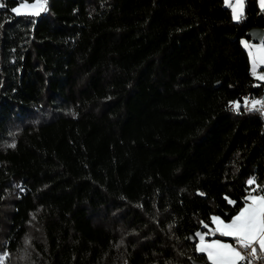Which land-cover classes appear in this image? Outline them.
I'll list each match as a JSON object with an SVG mask.
<instances>
[{"label": "trees", "instance_id": "1", "mask_svg": "<svg viewBox=\"0 0 264 264\" xmlns=\"http://www.w3.org/2000/svg\"><path fill=\"white\" fill-rule=\"evenodd\" d=\"M19 2L0 0L3 264H207L196 233L264 186V104L244 106L264 84L241 45L264 9Z\"/></svg>", "mask_w": 264, "mask_h": 264}, {"label": "snow or ice", "instance_id": "2", "mask_svg": "<svg viewBox=\"0 0 264 264\" xmlns=\"http://www.w3.org/2000/svg\"><path fill=\"white\" fill-rule=\"evenodd\" d=\"M226 4L229 0H225ZM244 0H235L237 5H242ZM47 3V0H35L34 4H29L28 0H21L18 7H14L11 11L16 15H38L40 8ZM264 4V0H261ZM5 5L0 3V8ZM240 12L237 8H233V19H239ZM246 43V42H245ZM251 47L258 51L253 55L249 53L253 63L264 64V44H254ZM259 79L264 80V74ZM262 103V101H255ZM237 107H239L237 105ZM260 111L261 109H256ZM14 146V145H12ZM255 183V178L248 181L249 186ZM256 194L249 193L245 197V203L238 209V212L233 216L230 222H225L218 216L212 217V222L215 225L214 229H210L213 233H218L222 237H229L236 241L237 246L229 243H223L219 239L205 240L207 233L197 232L199 243L196 245V251L204 254L207 264H240L241 261L248 260V264H252L249 258H260L258 253H264V186L253 188ZM229 203H235L229 201ZM203 227L208 228L207 224ZM241 249L244 251L242 252Z\"/></svg>", "mask_w": 264, "mask_h": 264}, {"label": "crops", "instance_id": "3", "mask_svg": "<svg viewBox=\"0 0 264 264\" xmlns=\"http://www.w3.org/2000/svg\"><path fill=\"white\" fill-rule=\"evenodd\" d=\"M256 1H257V5H258V7H259L260 9H264V4L261 3V0H256ZM244 2H245V0H244ZM244 2H243L242 5H237V4L235 3V0H229V3L226 4L225 0H223L224 6H225L226 8H228V9L231 11L232 19H233V8H237V9L239 10V12H240V18H239L238 20H237V19H233V21H235V22H239V21L241 20V18H242V16H243V12H244ZM20 3H21V2H19V4H20ZM34 3H35V1L32 2V3H29V4H34ZM19 4H18L16 7H18ZM38 7L40 8V11H39V14H40V13L42 12V7H41V6H38ZM25 15H27V14H25ZM34 16H36V15H34ZM245 42H246V43H245ZM254 44H264V36H263V38H262V41L259 42V43H252L250 40H248V39H246V38H244V39L241 40V45L243 46V48H244L245 51L247 52V55H248V58H249L251 77H252V79H253L254 85L256 86V85H259V84H264V80L259 79V77H260L262 74H264V64H261V63H258V62H257V63H255V65H254L253 60L250 59L249 53L251 52V53H253V55L255 56V54H256L257 51H258L256 48L251 47V46L254 45ZM253 103H254L256 106H258V105H257L258 103H255V101H254ZM211 222H212V220H211ZM212 225H213V224H212ZM214 227H215V225H213V228H212V229H214ZM204 233H207V235H205V237H204L205 240H206V241H210V240H207V238L212 236L211 231L209 230V231L204 232ZM228 238H229V237H228ZM196 239H197V244H198V243L200 242V241H199V237L196 236ZM230 239H231V238H230ZM221 242H223V241H221ZM235 242H236V241H235ZM223 243L233 244V243H231V242H223ZM197 244H196V245H197ZM198 253H199V252H198ZM200 254H202V253H200ZM261 254L264 255V253H261Z\"/></svg>", "mask_w": 264, "mask_h": 264}, {"label": "water", "instance_id": "4", "mask_svg": "<svg viewBox=\"0 0 264 264\" xmlns=\"http://www.w3.org/2000/svg\"><path fill=\"white\" fill-rule=\"evenodd\" d=\"M263 36H264V29L262 28H251L245 33V38L250 40L252 43L261 42ZM190 239L192 243L196 242V239H194L192 236L190 237ZM191 264H206V263L198 260H192Z\"/></svg>", "mask_w": 264, "mask_h": 264}, {"label": "built area", "instance_id": "5", "mask_svg": "<svg viewBox=\"0 0 264 264\" xmlns=\"http://www.w3.org/2000/svg\"><path fill=\"white\" fill-rule=\"evenodd\" d=\"M253 102H254V101L251 100L250 96H248V97L245 99V101H244L245 110L248 111V110H253V109L257 108L258 106H256ZM233 245L238 247V245H237L236 242H234ZM241 251L243 252L244 250L241 249ZM258 256H259L260 258H249V259L252 260V264H263V259H264L263 256L260 255V254H258ZM240 264H248V260L241 261Z\"/></svg>", "mask_w": 264, "mask_h": 264}, {"label": "rangeland", "instance_id": "6", "mask_svg": "<svg viewBox=\"0 0 264 264\" xmlns=\"http://www.w3.org/2000/svg\"><path fill=\"white\" fill-rule=\"evenodd\" d=\"M42 7V9H43V5L41 6ZM264 110V109H263ZM219 217V216H218ZM221 218V217H220ZM222 219V218H221ZM223 220V219H222ZM231 220V219H230ZM230 220L229 221H225V222H230ZM212 224H213V222H212ZM214 225V224H213ZM201 233H203V232H201ZM0 264H3V258L0 256ZM263 264H264V262H263Z\"/></svg>", "mask_w": 264, "mask_h": 264}]
</instances>
